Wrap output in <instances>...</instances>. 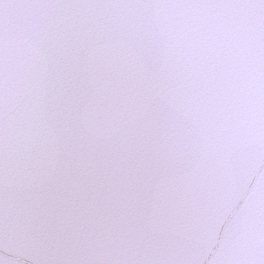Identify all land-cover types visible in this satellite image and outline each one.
<instances>
[{
  "label": "water",
  "instance_id": "water-1",
  "mask_svg": "<svg viewBox=\"0 0 264 264\" xmlns=\"http://www.w3.org/2000/svg\"><path fill=\"white\" fill-rule=\"evenodd\" d=\"M0 264H264V0H0Z\"/></svg>",
  "mask_w": 264,
  "mask_h": 264
}]
</instances>
